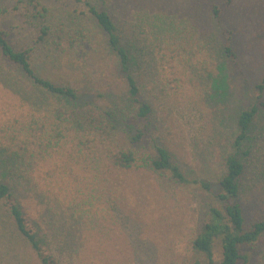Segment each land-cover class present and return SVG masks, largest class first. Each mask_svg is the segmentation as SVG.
I'll return each mask as SVG.
<instances>
[{
	"label": "trees",
	"instance_id": "obj_1",
	"mask_svg": "<svg viewBox=\"0 0 264 264\" xmlns=\"http://www.w3.org/2000/svg\"><path fill=\"white\" fill-rule=\"evenodd\" d=\"M8 1L0 0V17ZM13 3L12 10L19 7L36 28L40 56L34 57L32 48H14L0 29V82L18 102L0 120V215L38 263L59 264L42 223L53 217L49 199L67 206L78 228L108 232L115 224L116 197L128 191L125 182L136 175L164 177L210 198L193 252L214 264L217 245L219 264H251L253 250L264 242V215L246 222L240 198L257 141L251 130L264 113V68L254 102L236 116L214 181L197 179L178 164L177 135L167 114L184 101L206 110L193 76L216 67L204 44L210 29L199 30L187 18L143 12L128 35L108 11L87 3L85 10L68 15L41 0ZM211 15L222 24L218 6ZM141 29L146 31L136 32ZM220 34V51L233 76L246 81L232 31L221 25Z\"/></svg>",
	"mask_w": 264,
	"mask_h": 264
},
{
	"label": "rangeland",
	"instance_id": "obj_2",
	"mask_svg": "<svg viewBox=\"0 0 264 264\" xmlns=\"http://www.w3.org/2000/svg\"><path fill=\"white\" fill-rule=\"evenodd\" d=\"M49 9L68 15L85 10V4L105 9L113 17L120 32L133 33L134 19L139 13L187 18L199 30L210 29L211 38L204 41L214 56L216 67L200 71L195 85L199 86L206 110L184 101L168 110L170 130L176 134L175 152L178 164L186 175L214 181L222 157L229 150L235 131L237 114L248 108L256 97L255 86L264 68V0H41ZM5 5L7 13L0 17V29L8 33L16 49L35 46L36 28L29 25L24 12L13 11V0ZM221 9V22L211 15L212 6ZM221 25L232 31V47L241 60L244 81L233 76L227 59L221 54ZM145 29L136 30L143 34ZM139 36V35H138ZM137 41H143L141 37ZM146 44V43H145ZM253 62V64H252ZM148 79V84L150 78ZM205 88V92H204ZM209 95V96H208ZM109 99V97L107 98ZM16 98L0 82V120L16 108ZM203 107V104H202ZM205 109V108H204ZM7 115V116H5ZM264 113L257 117L251 130L257 138L245 175L244 193L240 202L246 222L264 215ZM249 165V164H248ZM32 182V179H31ZM126 193L116 197L113 219L115 224L101 233L78 228L72 211L49 199L53 212L45 226L46 244L59 264H208L192 250V241L205 216L207 196L195 190H185L166 178L133 175L125 182ZM20 199V198H19ZM41 204V200L39 201ZM44 204L47 203L45 202ZM29 209L37 213L34 203ZM68 231L72 232L68 233ZM68 234V236H67ZM214 264L220 262V249L214 246ZM251 264H264V242L256 249ZM0 264H39L28 244L16 233L5 217L0 215Z\"/></svg>",
	"mask_w": 264,
	"mask_h": 264
}]
</instances>
